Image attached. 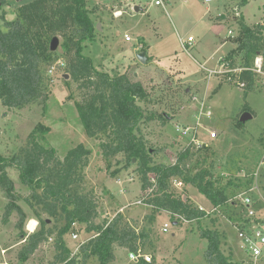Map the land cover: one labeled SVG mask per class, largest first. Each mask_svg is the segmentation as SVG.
<instances>
[{
	"label": "rangeland",
	"instance_id": "374dc122",
	"mask_svg": "<svg viewBox=\"0 0 264 264\" xmlns=\"http://www.w3.org/2000/svg\"><path fill=\"white\" fill-rule=\"evenodd\" d=\"M8 1L9 7L0 5V26L4 23L2 15L4 13L6 15L5 9L9 10L8 14L14 16L13 12L16 14L22 3L32 0H20L22 2L18 4L17 0ZM86 1L96 24V36L94 40L83 44L85 54L91 56L103 69L106 67L108 70L123 71V67L128 66L126 72L130 79L132 81L140 79L153 98L152 102H138L144 112L163 113L170 118L166 124H163L162 120H149L141 126L148 147L152 152L156 151L154 160L157 163H174L180 150L188 148L190 155L184 163H187L192 173L203 169L212 171L217 178V184L225 188L229 195L245 191L247 181L252 179V185L257 183L260 194L264 195V163L262 164L264 85L258 78L253 89L245 93L244 89L226 81L224 74L219 72L221 69L208 81L206 72L203 73L199 65L201 62L207 67L217 69L220 66L219 57L223 55L226 57L237 47L235 44V48L230 50L229 42L222 44L228 39L230 30L234 31L235 38L239 35L240 28L236 24L242 17L241 0H232L228 11L226 5L229 0H212L209 4L205 0H186L185 3L177 0L173 6H168V13L159 6H150V0H132L134 6L144 9V11H136L134 15H132L133 8L130 9L133 5L126 6L127 0ZM262 1L252 0L246 8V13L249 21L256 20L249 26L252 28L262 26L261 31L264 35V1L263 6H259ZM208 5H211L210 11ZM118 9L125 11L119 18L114 15ZM224 13H227L225 19L221 18ZM259 16L262 18H258ZM99 23L101 29L98 28ZM125 32L135 40L126 42ZM189 34L195 38V42L186 51L182 48L179 38L184 37L187 40ZM59 37L62 44L63 38ZM137 39L151 46V52L159 62L150 63L147 60L146 65L143 66V63L135 58L132 48L126 46L136 45ZM61 44L55 51L58 58L50 65H43L46 79L40 99L23 109L6 107L0 100L1 155L11 158L21 147L27 145L29 134L35 127L41 124L49 127L45 137L49 145L57 149L61 159L71 148L79 144H84L89 149V163L82 169L83 179L80 182V190L87 193L95 202L99 213L96 221L113 220L118 213H122L127 225L137 234L143 233L138 245L141 243L139 247L152 256L150 263L210 264L207 259L208 241L200 234L203 229L219 231L224 254L230 255L231 251H228L230 244L234 248L235 261L240 264L246 263L248 254L239 246L241 239L237 230L239 222L250 223L251 220L245 217L243 207H239V201L236 200L237 204L234 205L214 207L215 210L211 211L213 208L209 207L208 201L202 197L203 195L201 196V193H197L198 189L192 184L184 183L181 189L188 195L192 194L193 199L191 198L190 201L193 206L199 208L203 204L205 206L202 207L209 210L210 214L206 212V216L200 220L181 221L180 225L172 224L174 219L168 212L154 216L151 205L146 204L145 200L142 201L140 190L142 182L136 160L127 162L124 154L106 159L100 145L102 140H106V136L95 138L86 133L76 108L77 101L82 97V91L79 83L69 74V77H66L67 60L62 53ZM124 56L126 60H123ZM127 59H132L137 64H133L134 62L128 64ZM62 61L65 66L59 67ZM197 95L200 98L205 97L207 106L213 109L212 115L202 121H197L196 118L197 107L201 109L195 103L194 98ZM246 108H249V111ZM245 111L252 112V118L241 121ZM179 124L181 131L178 130ZM188 126L192 127L191 138L189 134L186 136L182 134L188 131ZM212 131L217 133L215 138L210 137ZM180 136H183V140ZM196 139L200 144L196 143ZM8 174L15 181L19 194L24 196L31 194L30 189L21 182L17 168L9 167ZM150 176L152 177L151 174ZM175 179L172 180V187L179 193V187L175 186L174 182L178 184L182 179H176L177 181ZM235 181L236 184L233 185ZM238 181L241 183L239 188L236 187ZM260 194L256 193V202L262 200ZM8 201L6 193L1 192L0 244L9 246L8 251L5 249L7 259L3 263H53L57 254V231L62 223H58V229L54 230L47 241L39 245L27 259L28 261L22 262L18 258L19 252L26 244L29 234L38 230L40 225L38 219L34 217L27 219L22 229L17 227L20 218L17 212L11 216L9 223H3L4 207ZM18 203L27 213V218L33 216V212L23 200ZM121 208L124 209L123 212H119ZM263 210V205L257 206L259 213L255 218L256 221H261ZM165 221L169 223L168 231H163ZM48 224L51 226L54 222L49 220ZM74 233L78 234L76 240L72 237ZM227 233L229 236L226 235ZM92 234L93 232L86 230L85 224L78 223L64 236V239L71 252L75 254ZM129 252L128 247L116 244L114 254L117 255V259L115 257L111 264H135L129 261ZM262 257L260 258L262 260H258L256 264H264V255ZM3 259L0 253V262ZM77 261L78 264H84L83 255L79 254ZM85 264H101V262L97 255L91 254Z\"/></svg>",
	"mask_w": 264,
	"mask_h": 264
},
{
	"label": "trees",
	"instance_id": "16d2710c",
	"mask_svg": "<svg viewBox=\"0 0 264 264\" xmlns=\"http://www.w3.org/2000/svg\"><path fill=\"white\" fill-rule=\"evenodd\" d=\"M86 2L32 0L18 7L15 19L7 20L5 13L2 15V104L9 108L23 109L42 97L46 79L43 65H50L58 58L55 51H50V44L53 37L61 36L62 53L67 60L65 73L79 83L82 91L76 108L86 133L95 138L106 136V140H102L100 144L106 159L118 154H124L127 162L135 159L143 190L153 185L152 178L156 179V188L144 197L146 204L153 208L154 216L168 212L172 219L178 214L189 221L200 220L206 216V211L193 206L191 197L188 196L185 200L183 195L173 189L172 180L175 178L182 179L186 185L195 186L213 207L237 204L234 198L239 192L229 195L225 188L217 184V178L212 171H190L187 163H184L190 155L188 148L178 154L173 164L157 163L154 160L156 151L152 152L148 147L141 126L149 120H162L166 124L169 117L163 113L144 112L138 102H152L153 98L141 82L130 79L126 66L123 71L108 70L106 67L103 69L91 56L85 54L83 44L94 40L96 36V24ZM5 3V0H0L1 6ZM247 3L248 0H241L242 6ZM238 25L240 32L234 39L237 47L223 61L228 62L230 68H249L259 52L264 58V35L261 31L263 27H250L243 16L238 20ZM237 77L245 82V93L253 89L256 78L251 70L244 69ZM48 131L49 127L38 125L29 134L27 145L21 147L11 158L0 153V193H6L9 198L4 207L2 222H10L11 216L17 212L20 217L17 227L23 228L28 219L27 213L18 203L23 200L40 225L38 230L29 234L18 258L22 262L29 259L39 245L47 241L58 228L57 254L50 264H78L79 254L83 255L84 264L91 254L97 255L101 264H111L115 259L116 244L128 247L129 251H137L141 245H138V240H141L143 233L137 234L127 225L122 213H118L113 220L97 222L99 213L95 202L80 190L82 169L89 163V149L84 144H79L61 159L57 149L49 145L45 137ZM9 167L19 170L21 182L30 189V195L18 193L16 183L8 174ZM252 183V179L247 181L245 190ZM235 184L236 181L233 185ZM236 187H241L239 181ZM49 220L54 225L50 226ZM58 223H62L60 227ZM76 223L85 224L86 230L93 234L82 245L79 253L72 256L64 236ZM181 223L179 220L178 224ZM200 234L208 241L207 259L210 264H238L233 261L231 254L227 256L222 251L219 231L203 229ZM135 264L152 263L141 259Z\"/></svg>",
	"mask_w": 264,
	"mask_h": 264
},
{
	"label": "built area",
	"instance_id": "2783aa9c",
	"mask_svg": "<svg viewBox=\"0 0 264 264\" xmlns=\"http://www.w3.org/2000/svg\"><path fill=\"white\" fill-rule=\"evenodd\" d=\"M170 1L171 0H150V5L165 7ZM143 10L144 9L142 8L140 11H143ZM124 12L125 11L118 9L114 12V15L116 17H120L124 14ZM132 12H134V13L136 12L135 7H133ZM229 35L233 36L232 30L229 31ZM125 39L127 41L132 40L131 36H129L128 34L125 35ZM187 41L189 43H192L194 41V37L189 36ZM137 44H138V48L142 47V45L139 42ZM223 60H224V58H221L222 71L220 70L219 72L224 74V77L228 82H232L233 84L237 85L238 87L244 88L246 85L245 82L239 80L237 75L242 70L247 69V70H251L255 74L256 79H258V78L261 79V83H262V85H264V58L261 54H259L258 56L255 57L252 66L249 68H242V67L230 68L229 63L225 62ZM60 66H65V63L62 61L61 64L59 65V67ZM211 72L216 74L218 72V70H216V71L212 70ZM216 135H217V133L215 131L210 132L211 138H215ZM193 140L195 141V139H193ZM196 141H197L196 143L200 142L198 139H196ZM263 160H264V156H263ZM263 163H264V161H262V164ZM175 181H177V180L175 179ZM151 182L153 183V185L145 190V195L150 194L153 191V189L156 188V179L152 178ZM174 184H175V186L179 187V191H180L179 193L181 195H183L184 199L186 200L189 195L183 189H181V187L184 185V182L182 180H180L178 182V184L176 182H174ZM254 193H255V195H254ZM256 193L260 194L259 186L257 183L252 185L249 189H247L243 192H240L234 198V201H236V200L239 201V206L243 207L244 215H245V217H247V220H251L250 223H246L244 221L239 222L238 237L241 239V243H242L241 247L249 255V257L253 263H256L264 254V222L255 220V218H257V216H258V211H257L258 203L263 200L261 203L264 204V195L260 194V198L262 200L259 202H256L257 201V200H255ZM199 209L206 211L207 214H210V211L207 210L206 208L202 207V206H200ZM214 210L215 209L213 208L211 211H214ZM119 212H123V209L121 208V211H119ZM174 217H175L174 221H176V222H178L179 220L186 221V219L184 217H182L178 214H175ZM170 223H172V221H170ZM168 228H169V223L168 222L164 223L163 231H168ZM72 237H73V240H76L78 237V234L74 233ZM84 243H82V244H84ZM5 251L6 250H4L3 252L5 253ZM77 252L79 253V248H78ZM78 253L74 254L72 252V256L77 255ZM129 259H130V262H133V263H137L141 259L145 260L146 262H151L152 256L146 254L142 248L138 247L137 251H135V252L130 251L129 252ZM25 264H28V263L25 262Z\"/></svg>",
	"mask_w": 264,
	"mask_h": 264
},
{
	"label": "crops",
	"instance_id": "0c3cea01",
	"mask_svg": "<svg viewBox=\"0 0 264 264\" xmlns=\"http://www.w3.org/2000/svg\"><path fill=\"white\" fill-rule=\"evenodd\" d=\"M23 1V0H22ZM22 1H20V0H17V4L18 3H21ZM176 1L177 0H171L165 7H163V6H159V7H161V8H163V10L164 11H166L167 13H168V8L170 7V6H173V4H175L176 3ZM180 2H182V3H185L186 2V0H179ZM208 4H209V2H211L212 0H205ZM252 0H249L248 1V3L246 4V5H244V6H242L241 7V10H240V12H242V15L241 16H243V18H244V20H245V22L248 24V25H250V23H254L255 21H249V16L247 15V13H246V8L249 6V3L251 2ZM264 1V0H263ZM263 1H262V3H260L259 4V6H263ZM174 2V3H173ZM24 3H27L26 1L24 2ZM23 4V3H22ZM21 4V5H22ZM133 4H135L134 2H132V0H127V4H126V6H130V5H133ZM5 5L7 6V7H9V1L8 0H6V3H5ZM4 5V6H5ZM150 5V4H149ZM226 5V4H225ZM230 5H232V0H229V2H228V4L226 5V11H228V7L230 6ZM5 6V7H6ZM151 6V5H150ZM169 6V7H168ZM133 7H137L136 5L134 6H132V7H130V9H132ZM5 9V8H4ZM10 9V8H9ZM148 10H149V8H148ZM208 10L210 11L211 10V5H208ZM144 11V10H143ZM5 12H6V15H5V18L7 19V20H12L13 18H15L16 16V14H14V12H13V15L14 16H11V14H8L9 13V10H6L5 9ZM234 13V12H233ZM134 14H136V13H133L132 15H134ZM9 15H10V17H9ZM227 13H224L222 16H221V18H223V19H225L227 16ZM12 18V19H11ZM117 18H119V17H117ZM258 18H262V16L260 17H258ZM4 22V21H3ZM101 25V24H100ZM237 26H238V24H236ZM2 27H4V23L2 24ZM233 31V30H232ZM126 34H128L129 36H131L129 33H127V32H125V34H124V38H125V35ZM188 36H192L191 34H189ZM131 38H132V40L131 41H127L126 39H125V41L126 42H132V41H134L135 40V38L134 37H132L131 36ZM230 38V39H229ZM188 39V38H187ZM234 39H235V37H234V31H233V36H230L229 35V37H228V39L227 40H225L224 41V43L222 44V45H225V44H227L228 42L231 44V49L230 50H232L233 48H235V44L237 45V43L236 42H234ZM138 40V42L142 45V47L141 48H138V44H136V45H131L130 47L129 46H126V47H128V48H132V52L134 53V55H135V58H136V55H137V53H139V52H142V51H144L145 53H146V56H147V60H149L150 61V63H155V61H158L157 60V57L155 56V54L154 53H152L151 52V46L150 45H148L147 43H145V42H143L141 39H137ZM142 42H141V41ZM179 42H180V44H181V46H182V48L184 49V50H188L189 49V46L192 44V43H194L195 42V38H194V41L192 42V43H189L184 37H180L179 38ZM228 43V44H229ZM221 46V45H220ZM143 48H146L145 50H143ZM147 49H148V51H147ZM150 52V53H149ZM150 55V56H149ZM224 56V55H223ZM223 56H220L219 58H220V66H219V68H211V67H207L205 64H203V63H201V62H199V65H200V67H201V70H202V72L204 73V72H206V76H207V79H208V81H209V79H210V77H212L213 75H214V73H212L211 71L212 70H219V69H221L222 70V61H221V57L222 58H224ZM119 58V57H118ZM123 60H126V57L124 56V59ZM130 60V59H129ZM129 60L127 59V63L128 64H132L134 61L131 59L130 60V62H129ZM132 61V62H131ZM159 62V61H158ZM149 63V64H150ZM133 64H137V62H134ZM146 64L144 63L143 64V66H145ZM128 67V66H127ZM126 67V68H127ZM163 68H165V67H163ZM166 69V68H165ZM181 74H183V72L181 71ZM136 75V74H135ZM139 75V77H140V74H138ZM137 76V75H136ZM225 78V77H224ZM138 80V79H137ZM226 80V79H225ZM139 82H141L142 83V81L139 79L138 80ZM227 81V80H226ZM260 83H261V81H260ZM143 84V83H142ZM232 84V83H231ZM262 84V83H261ZM238 87V86H237ZM238 88H240V89H243V88H241V87H238ZM195 100H196V102L195 103H197V105L198 106H200L201 107V109L200 108H198L197 107V111H196V118H197V121H202L205 117H209V116H211L212 115V112H213V109L212 108H210L209 106H207V104H206V101H205V97H203V98H200V97H198V95L194 98ZM249 111V110H248ZM208 113H210V115H208ZM251 114H252V112H251ZM170 119V118H169ZM169 121V120H168ZM181 125L179 124V127H178V130L179 131H181L180 129H181V127H180ZM191 126H188V131H185V133H183L182 132V134H183V136H186L187 134H189L190 135V138L191 137H193V135H192V130H191ZM179 131H177V132H179ZM181 135V134H180ZM183 136H180V139L181 140H183ZM211 140V139H210ZM187 148H184L183 150H180V152L181 151H185ZM179 152V153H180ZM178 153V154H179ZM176 160H177V158H175V162H176ZM174 162V163H175ZM173 164V163H172ZM15 182V181H14ZM259 186V185H258ZM249 189V188H248ZM141 194H142V201H144V197L146 196L145 195V190H143L142 189V187H141ZM247 190V189H246ZM197 193H200V192H198L197 191ZM203 194H201V196H202ZM192 199H193V196H192V194L190 193V195H189ZM202 197H204V199L206 200V201H208V203H209V207H211V208H214L213 207V205L211 204V202L203 195ZM194 201L196 202V204H198V202L194 199ZM201 203H199V205H200ZM144 205H146V204H144ZM258 205H263L264 206V204L263 203H258ZM146 206H148V207H150L149 205H146ZM200 206H205V205H203V204H201ZM240 207V206H239ZM124 208V207H123ZM241 208V207H240ZM124 210V209H123ZM263 212H264V210H263ZM259 213V212H258ZM263 216H264V213H263V215H262V217H261V222H264V218H263ZM30 218H34L33 216H30L29 218H28V220L30 219ZM166 222V221H165ZM9 223V222H8ZM173 224H175V225H179L176 221H173ZM235 228V227H234ZM236 230H237V228H235ZM226 230V229H225ZM227 231V230H226ZM162 232V231H161ZM228 232V231H227ZM237 232H238V230H237ZM227 236H229V233H227L226 234ZM240 243H241V241H240ZM242 244V243H241ZM239 246H241L240 244H239ZM228 248H230V249H228V251L230 250L231 252H230V254L232 253V258H233V261H235V259H234V248H233V246H231L230 244L228 245ZM7 250V249H9V246H3V244H0V253H1V255H2V257L4 258L3 260H2V262H0V264H4L3 262H6L5 261V259H7V255H6V253H7V251H5L6 253H4L3 251L4 250ZM264 255V254H263ZM248 256V261L246 262V263H244V264H250V263H252V264H256V263H253L251 260H250V257H249V255H247ZM116 257V259H117V255L115 256ZM263 258V257H262ZM259 260H262V259H259ZM129 261H130V259H129ZM235 262H237V261H235ZM238 263V262H237ZM238 264H240V263H238Z\"/></svg>",
	"mask_w": 264,
	"mask_h": 264
},
{
	"label": "water",
	"instance_id": "95a60500",
	"mask_svg": "<svg viewBox=\"0 0 264 264\" xmlns=\"http://www.w3.org/2000/svg\"><path fill=\"white\" fill-rule=\"evenodd\" d=\"M141 9H142V7H140V6L135 7L136 11H140ZM98 28L101 29L100 23L98 24ZM60 44H61L60 37L59 36L53 37L51 44H50V51H53V52L56 51L58 49V47L60 46ZM136 58L138 59L139 62H141L143 64L146 63V61H147V56H146V53L144 51L137 53ZM66 77H69V75L66 74ZM250 118H252V114L248 111H245L242 114L240 120L246 121L247 119H250Z\"/></svg>",
	"mask_w": 264,
	"mask_h": 264
},
{
	"label": "bare ground",
	"instance_id": "6f19581e",
	"mask_svg": "<svg viewBox=\"0 0 264 264\" xmlns=\"http://www.w3.org/2000/svg\"><path fill=\"white\" fill-rule=\"evenodd\" d=\"M39 222V221H38ZM38 227V226H37ZM37 229V228H36ZM35 232V231H34Z\"/></svg>",
	"mask_w": 264,
	"mask_h": 264
}]
</instances>
